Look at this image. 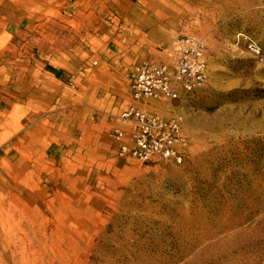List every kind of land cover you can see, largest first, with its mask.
<instances>
[{"label": "rangeland", "instance_id": "obj_1", "mask_svg": "<svg viewBox=\"0 0 264 264\" xmlns=\"http://www.w3.org/2000/svg\"><path fill=\"white\" fill-rule=\"evenodd\" d=\"M183 37L184 163L120 156L129 70ZM0 264H264V0H0Z\"/></svg>", "mask_w": 264, "mask_h": 264}, {"label": "built area", "instance_id": "obj_2", "mask_svg": "<svg viewBox=\"0 0 264 264\" xmlns=\"http://www.w3.org/2000/svg\"><path fill=\"white\" fill-rule=\"evenodd\" d=\"M249 47L259 52L255 43ZM168 60H144L128 72L131 101L120 114L124 127L114 130L118 153L142 164H183L188 137L181 118L157 113L156 103L173 104L204 86L209 77L208 48L198 38L178 39L165 50Z\"/></svg>", "mask_w": 264, "mask_h": 264}, {"label": "crops", "instance_id": "obj_3", "mask_svg": "<svg viewBox=\"0 0 264 264\" xmlns=\"http://www.w3.org/2000/svg\"><path fill=\"white\" fill-rule=\"evenodd\" d=\"M140 14H142V13H140ZM138 30L141 31V33H143V35L148 36V42L144 46V48H147V50H150V49L153 50L155 48L156 49L161 48V46L163 45L162 43L166 42L168 40V37H169L167 25H165V27H162L160 25H155V26H152L151 28L140 27V29H138ZM142 38H145V37L142 36ZM136 44H139V43H136ZM161 53L165 54L163 52H161ZM151 58H153L157 61L165 60V59L168 60V57L166 55L155 54V55H151Z\"/></svg>", "mask_w": 264, "mask_h": 264}]
</instances>
